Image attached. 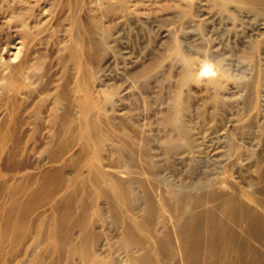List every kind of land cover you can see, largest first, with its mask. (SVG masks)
<instances>
[{
	"label": "bare ground",
	"instance_id": "1",
	"mask_svg": "<svg viewBox=\"0 0 264 264\" xmlns=\"http://www.w3.org/2000/svg\"><path fill=\"white\" fill-rule=\"evenodd\" d=\"M199 1L203 12L207 8L213 15L194 25V33L216 16L253 18L250 34L264 29V0ZM84 3L74 0L73 10ZM188 12L177 11L182 23L190 20ZM88 24L84 35L95 40V26ZM254 40H248L249 54L260 48ZM97 41L62 57L58 75L47 64L42 70L29 62L18 48L16 62L2 67L8 71L0 77V169L7 176H0V196L6 197L0 198V264H264V111L256 100V76L239 80L241 113L252 114L223 144V159L219 155L228 168H256L259 182L238 188L225 176L198 170L208 158L193 118L205 112H195L188 95L175 96L155 125L117 99L109 103L102 94L97 100L92 96L90 64L106 51ZM182 54L180 87L193 69ZM206 61H199L205 71ZM223 66L216 61V75L206 78L211 103L219 107L213 116L230 105L223 94ZM145 75L144 70L134 75L141 87ZM9 78L24 82L27 92L9 86ZM254 123L259 140L253 148L243 146L236 138ZM156 127L161 132L150 135ZM107 223L118 228L119 237L110 227H99Z\"/></svg>",
	"mask_w": 264,
	"mask_h": 264
},
{
	"label": "rangeland",
	"instance_id": "2",
	"mask_svg": "<svg viewBox=\"0 0 264 264\" xmlns=\"http://www.w3.org/2000/svg\"><path fill=\"white\" fill-rule=\"evenodd\" d=\"M84 1L81 9L73 10L74 0H67V2L66 0H0V77L2 73L8 71L2 67L10 66L18 59L13 58L17 48L21 50L20 54L27 53L29 62H36L35 64H38L42 70L49 66V69L58 75L62 57L71 50L80 48L82 44L98 40L97 42L104 44L106 51H103L105 53L101 51L102 55L97 53L99 56H95L90 64L92 78L89 84L92 96L96 100L99 94L106 96L109 103L118 100V103L127 104L140 113L143 121L146 120L155 125L154 121L165 113L170 102H174L175 96L188 95L191 108L195 112L198 110L205 112L204 116L191 117H194L195 135L206 144L202 155L208 158L207 165L198 167V170L204 168L213 176H225L238 188H242L246 183H258L259 179L255 177L256 168L253 165L245 164L243 167L228 168L225 166V161L221 160L224 157L225 141L252 114L251 110L245 114L241 113L243 106L241 95L244 94L240 85L242 80L246 81L256 76V85L254 84L256 100L264 111V29L258 31V34H250L255 31L251 28L256 21L253 18L246 20L248 17L242 15L243 18L239 19L232 14L233 18L221 19L216 16L214 17L216 22L209 21L202 28L203 30L200 28V31L194 33V25L203 24L206 17L213 15V11L207 8L203 12L204 3L199 0H193L191 6L182 0ZM178 10H189L190 20L182 23L176 14ZM87 22H92L95 26V40H88L87 35H84ZM242 22L243 24H239ZM185 25L189 28L187 27L186 33L182 34L180 29ZM81 30H83L82 35ZM103 31L106 33L105 36H101ZM239 32L244 35L242 36ZM251 39L255 42L260 41V48L255 54L247 52L250 50L248 40L252 41ZM173 43L177 44L176 49L172 47ZM224 48L227 50L223 51ZM181 54L182 57L186 55L185 58L187 57L193 66L191 78L182 87L179 85V79L186 66L184 59L180 57ZM198 60H207L204 65H207V71L203 70V66L200 68ZM216 61L224 65L223 94L230 104L221 110L220 116L211 114L219 107L211 103L213 92L206 80L216 75L214 69ZM53 63L54 66H52ZM87 64L89 66V63ZM142 70L146 72L145 79L143 78L145 87H141V79L134 77L136 72ZM2 81L3 79L0 78V85ZM7 84L11 87L15 85L23 87V91L27 92L24 82L20 79L9 78ZM31 94L36 96L34 92ZM256 125L254 123L251 130L247 129L248 126L242 128L245 132L240 137L237 135L239 137L236 138L237 141L243 146L253 148L259 140L255 138ZM160 132L159 127L148 131L150 135ZM256 149L260 150L259 147ZM210 163L211 165H208ZM166 173L170 174L165 171L164 174ZM0 176L5 178L7 174L1 170ZM245 196L249 197V194L245 193ZM0 198L6 200V197L0 196ZM37 210L35 209L33 213ZM99 227H110V233L113 232L119 237L118 228L111 223Z\"/></svg>",
	"mask_w": 264,
	"mask_h": 264
}]
</instances>
